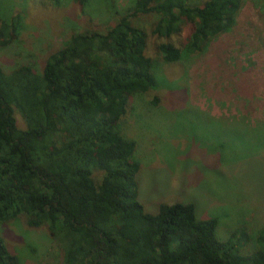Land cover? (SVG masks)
<instances>
[{
	"label": "trees",
	"instance_id": "1",
	"mask_svg": "<svg viewBox=\"0 0 264 264\" xmlns=\"http://www.w3.org/2000/svg\"><path fill=\"white\" fill-rule=\"evenodd\" d=\"M187 1L130 0L106 32L71 35L41 73L0 66V224L24 216L30 228L46 226L62 264H264V227L252 241L246 226L221 241L218 221L199 219L192 202L148 213L138 200L136 145L119 129L130 97L157 87L141 17H154L151 35L166 40L162 61L177 63L231 32L246 2ZM19 23L1 20L0 46ZM184 28L178 48L168 39ZM0 264H21L1 236Z\"/></svg>",
	"mask_w": 264,
	"mask_h": 264
},
{
	"label": "rangeland",
	"instance_id": "2",
	"mask_svg": "<svg viewBox=\"0 0 264 264\" xmlns=\"http://www.w3.org/2000/svg\"><path fill=\"white\" fill-rule=\"evenodd\" d=\"M129 1L0 0V22L20 17L15 40L0 46V66L41 73L71 35L106 32ZM140 21L149 34L146 55L158 62L157 87L130 97L119 129L136 145L139 202L148 213L160 204L192 202L199 219L218 221L219 240L246 226L252 241L264 227V124L257 126L264 121V0H246L231 32L177 63L162 61L158 46L166 40L151 35L154 17ZM186 34L184 28L168 40L182 48ZM0 236L21 264H62L47 227L30 228L24 216L0 224Z\"/></svg>",
	"mask_w": 264,
	"mask_h": 264
}]
</instances>
